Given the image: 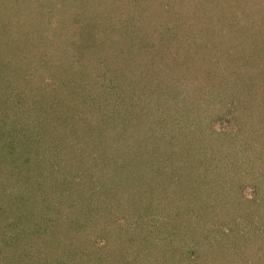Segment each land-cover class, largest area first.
Wrapping results in <instances>:
<instances>
[{
  "label": "rangeland",
  "instance_id": "obj_1",
  "mask_svg": "<svg viewBox=\"0 0 264 264\" xmlns=\"http://www.w3.org/2000/svg\"><path fill=\"white\" fill-rule=\"evenodd\" d=\"M79 1L78 9L84 11L89 3H94L96 0ZM177 1H149L152 3L151 8L156 17L152 20H145L147 16H150L148 15L150 10L146 12L147 10L145 11V8L142 7L147 1L142 3V0H128V5L136 6L133 9L134 17L136 20L142 21L138 23V21L133 20L131 25L127 26V23L129 25L127 20V23L122 27V21L119 22L117 29V31L121 30L119 34L111 31L109 23L104 22L101 31L106 30L105 36L111 39L109 44L112 45L111 48H105L104 51L106 55L112 58L119 53L117 51L123 52V60L119 62H123L121 65L132 62L133 75L140 80L134 84L135 88L141 84V87L135 89L136 96L139 95L140 103L134 109V116L131 114L134 126L147 132L155 129L165 131L169 137L170 132L174 131L176 127L195 122L196 124L191 125L192 132L187 133L189 138L201 134L206 136L210 133L213 139L216 138L213 140L214 144H212L206 159H195L187 155L177 154V156L164 160L166 165L164 173H178L184 177L190 174L195 177L197 171L198 181L206 182V179L211 180L213 178V183L210 185L208 184L210 182L199 184L194 180L193 183H190L194 184V188L189 189L191 193L193 192L192 194L185 193L184 197L181 195L180 197L173 196L178 202H175L172 197L168 198L171 191L169 188L165 190L167 195L162 194L161 199L153 203L154 206H150L151 220L147 222L149 226L146 229L150 230L149 241L154 242V246L144 243V239L140 237L143 231H139L134 221L135 218L128 214L127 209L117 208L120 212L119 220L106 219V216L100 218L97 217L100 214L95 215L93 213L94 220L98 222L96 230L90 227L81 230L83 226L80 225L79 229V221H75L69 225V232L66 230L58 231L77 236L75 240L80 241L79 245L76 247L74 241L71 246V248L76 247L73 248L77 249L75 253L73 251L69 254L67 250L65 251L64 247H67L68 242L61 244L57 250L53 247L54 243L48 242L49 245L43 252L42 249L35 248L34 239L44 235L43 231H46L47 228L54 230L53 227L57 225L52 219L55 217L53 212L48 214L54 222L51 221L50 225V222L46 221V219L48 220L45 217L48 212L46 209H49L50 206L42 204L43 201H41L33 208L30 207L35 216H32L31 219L30 216L29 219L22 218L19 223H14L16 219L13 216L18 211L23 214L28 211L31 212L27 208L29 204L22 209L15 208L14 210V207L19 204L16 196H22L23 192L28 190L33 193L30 196H35L37 189L39 192L38 182H35V179H42L43 165L30 164L29 162L23 164L24 161H21L16 164L14 169L16 173L13 174L10 166H14L13 163L20 161L17 160V155H11L7 158L3 153L4 158L0 153V176L4 179L0 178V212H4L1 213L4 215L0 214L1 219L6 220L4 223L6 226L19 225L14 234L15 238L19 239L9 238L10 232L8 231L7 248H2L4 245L3 237L6 236L0 229V264H59L61 258L63 264L64 261L67 264H76V262L78 264H264V82L262 83V92L253 93L250 87L245 86L239 91L227 92L228 94L222 102L216 99L214 101L216 102L215 106L210 105L208 111L205 107L203 109L202 104L203 96L206 97L212 93L209 88L212 77L234 82L232 81L234 76L238 77V75H244L249 71L246 68L238 70L235 67L240 62L238 60H240L241 54L242 56L247 54L246 60L252 67L259 66V64L264 67L262 57L252 56L256 51L259 55L260 47L264 46V10L247 14L241 0H181V5ZM98 2L100 5L101 0ZM115 2L113 3L114 6H120L124 0H116ZM25 3L27 2H17L11 5V1V4L8 5V1L6 7L2 6L0 9V19L5 16L8 17L4 23L5 19L2 21V25L0 24V48L4 45L9 46L10 41L18 34L16 29H20V26L17 24L23 22L22 19H19L21 9L18 8V5L25 6ZM33 6H36V0H34ZM261 7H264V1H262ZM170 8L172 10L167 11ZM179 9L181 12L183 11L184 16L181 15ZM140 12L143 18H140ZM189 12L195 13V15L192 16L190 22L188 21L189 23H184ZM159 16L171 21L172 25L177 23L175 18L181 17V19L178 18L180 25L181 23L186 25L185 27L180 26V29L175 31H173L175 28L165 30L160 25V21H166V19L161 20ZM88 17L87 12L78 14V26L85 20L88 21ZM189 17L188 15L187 19ZM17 18L19 21H16ZM252 19L260 22V28L257 31H262L261 34H253L252 37L257 40V47L249 45L250 38L240 37L245 34L243 27L249 22H255ZM148 22H154L155 25L150 26ZM192 22L193 25L190 26ZM126 26L129 27V30H126ZM131 27H134L132 33ZM187 28L192 32L188 31ZM156 29H161V34L157 35ZM210 30L211 32L208 33ZM187 31L188 34L192 33L190 37L187 35ZM226 31L231 32L232 36H238L237 40L233 37L234 40L230 45L226 41H220L222 33ZM248 32H252V30L250 29ZM140 36L142 40L139 41ZM160 39L168 47L166 46L162 50L158 49L159 46L154 47L156 45L152 44L153 41L160 44ZM244 39L245 42L240 43ZM81 42L88 44L90 41L84 37ZM247 47H250L249 52L251 54L244 51ZM179 51H181V55H179ZM256 60L259 62L258 64L257 62L251 64ZM9 61L14 63L16 60L9 56L4 64ZM0 65L3 70L0 73V86L9 89V84L4 79L14 77L6 74L11 70L9 66L5 68L3 64ZM15 66L20 68L18 72H21L22 65L15 62ZM263 72L262 69L264 76ZM2 73L6 78L1 75ZM205 78L206 80H204ZM237 80L239 82L241 79L238 78ZM132 81H134L133 78ZM104 84L109 86L111 82L106 79ZM205 85H208L207 90L202 88ZM130 86L132 88L133 84L130 83ZM238 87L241 88L240 84ZM83 91L84 93L90 91L94 93L96 90L86 88ZM10 96L25 100L26 93L14 91L11 92ZM225 101H230L231 106H228ZM15 104L18 105L19 103L16 99L9 100V92L1 88L0 152L3 143L13 140L15 145L18 143V153L22 155L21 151L25 148L20 143L24 140L27 141V139L19 134L23 126L20 123L22 122L20 116L17 117L15 112L11 111ZM22 105L20 104L18 107ZM205 111L207 116L204 115L206 117L204 119L201 114ZM199 116H202V120ZM71 131L73 132L74 129ZM2 132L7 135L1 137ZM82 134V137H87L85 131H82ZM183 135L182 133L181 136ZM175 137L177 136L175 135ZM17 139H19L18 142ZM47 142L46 140V145L49 144ZM102 152L105 153L104 150ZM54 153L56 152L54 151ZM99 156V158H104V155ZM39 157H43V155ZM20 164L24 165L23 167L27 166L29 170L24 171L20 168ZM191 166L195 173H193ZM2 168L6 171L2 172ZM66 182L67 178L62 181V184H67ZM220 182L221 185H219ZM67 186L62 190L54 188V195L65 205L71 207L74 203V196L73 192L70 193L67 189ZM187 186L189 185L184 183L180 190L183 193L188 192ZM21 187L23 189H20ZM175 188H173V192L177 190ZM39 193L42 199L43 190ZM164 196L167 198H163ZM62 209L64 207L60 206L58 212L65 218L66 213ZM55 210L57 211L56 208ZM43 211L46 212L41 216L42 213L40 212ZM83 219L82 223H85L89 219V215ZM86 224L88 225V223ZM114 229L117 232H113ZM54 231L51 233L52 236H56L57 232ZM38 232L39 234H37ZM89 233H91L90 237L98 238H89L87 236ZM93 233H95L94 236H92ZM40 234L42 235L40 236ZM79 237L82 239H78ZM19 243V249L14 248ZM147 253L148 258L145 256Z\"/></svg>",
  "mask_w": 264,
  "mask_h": 264
},
{
  "label": "trees",
  "instance_id": "obj_2",
  "mask_svg": "<svg viewBox=\"0 0 264 264\" xmlns=\"http://www.w3.org/2000/svg\"><path fill=\"white\" fill-rule=\"evenodd\" d=\"M8 1V5L11 4V1V5L17 2H27L28 5H26L27 3H25V6L18 5V8L20 7L21 9L19 19L23 20V22L17 24L20 26V29H16L18 34L10 41L9 46L4 45V47L0 48V64H3L5 68L9 66L11 70L8 73L6 72V74L14 77L6 78L2 73L1 75H4L6 78L4 81L9 84V89L2 86H0V89L2 88L9 92V100L16 99L17 103H19L18 105L23 104L19 107L15 104L11 111L15 112L17 117L20 116L22 120L20 123L23 126L19 134L22 135L21 137L26 138L27 141L24 140L20 143L25 148V150L21 151L22 155L18 153V143L15 145L13 140L3 143L0 153L2 156L5 153L7 158L11 155H17V160L20 161L13 163V165L15 164L14 166H10L12 167L13 174L16 173L14 171L16 164H19L21 161H24L23 164L29 162L30 164L43 165L42 179H35V182H38L39 192L43 190L44 196L41 199L40 193L37 191L38 189L35 190L37 193H35V196H30L33 194L30 190L24 191L22 196H16L19 204L17 207H14V210L15 208L22 209L27 204H29L27 208L30 209V207L33 208L36 204L43 201L42 204L50 206L49 209L45 207L46 211H48L45 215L48 218L46 221L50 222L51 225L52 220L48 213L53 212L55 217L52 219L57 223L53 227L55 231L47 228L46 231H43L44 235L40 234V236L42 235L41 237L34 239L35 248L42 249L41 251L44 252L46 246L49 245L48 242H52L54 243L53 247L57 250L59 246L61 247V244L63 245L68 242L67 247H64L65 251L67 250L69 254L73 251L75 253L77 249L73 248H76L80 243V241L75 240L77 236H73L72 233L65 234L58 231H68L69 225L75 221H79V229L80 225L81 227L83 226L81 230H85L86 227L96 230L98 222L94 220L93 213L95 215L100 214L97 215L100 218L106 216V219L119 220L120 212L117 208L127 209L128 214L135 218L134 221L139 231H143L140 237L144 239V243L154 246V242L149 241L150 230L146 229L149 226L147 222L151 220L150 216L152 212L150 206H154L153 203L160 200L162 194L167 195V191L165 190L169 188H171V191L168 198L172 197L173 199L175 195L184 197L185 193L188 195L192 194L193 192L191 193L189 189L194 188V184H190L194 180L199 184L210 182L208 183L209 185L214 180L212 178L211 180L206 179V182L198 181L197 171L195 173L192 166L191 168L193 173H195V177L190 174L184 177L178 173H164L166 166L164 160L169 157L172 158L175 155L177 156V154L187 155L195 159H206L209 156L212 144H214L213 140H216V138L213 139L211 133L206 136L201 134L200 136L189 138L187 133L192 132L191 125L193 123L196 124L195 122H189L184 126L176 127L174 131L170 132L169 137L165 131L155 129L154 131L147 132L134 126L131 114L134 116V109L140 103L138 99L139 95L138 97L136 96L137 92L135 89L141 87V84H139L135 88L134 84L137 80L139 82L140 80L133 75L132 62H126L125 65H121L123 62H119L123 60V52L116 50L119 53L113 56V58L105 54L104 49L112 47L109 44L111 39L105 36L107 34L106 30L101 31L102 24L107 22L109 23L110 30L115 34H119L121 31L120 28V31H117L119 22L122 21V27L127 23V20L129 21V25L127 23V26H130L132 21L136 20L133 14V9L136 6L128 5V0H124L120 6L113 5L116 0H101L100 5L99 0H96L94 3H89L84 11L78 9L79 0H36V6H33L34 0H0V9H2V6L6 7ZM145 1L147 2L145 3ZM149 1L151 2V0ZM149 1L142 0V3H145L142 6L145 8L144 10H147L146 12L150 10L148 12L150 16H147L145 20H152L156 17L151 8L152 3ZM178 1L181 5V0ZM262 1L264 0H241V3H244V11L250 14L251 12L255 13L264 10V7L260 8ZM253 3L254 6H252ZM170 10L172 8L167 11ZM86 12L89 20H85L84 23L78 26V14ZM179 12L181 15H185L183 11L181 12V9H179ZM188 15L190 16L189 19H187ZM188 15L185 17L184 23L190 22L195 13L189 12ZM159 17L161 20L166 19L162 16ZM7 18V16L1 18L0 24L2 25ZM140 18H143L141 12ZM178 18L181 19V17ZM178 18H175L177 23L174 25L167 19L166 21H160V25L165 30L175 28L173 31L180 29V26L185 27L186 24L181 23L180 25ZM16 21H19L18 18ZM140 21L142 20L139 19L138 23ZM148 24L150 26L155 25L154 22H148ZM259 24L260 22L258 23L257 21L253 23L249 22L243 27L245 34L240 37L245 36L250 38L248 43L251 47H257V40H254L252 37L253 34H261L262 31H257L260 28ZM191 25H193V22L192 24L190 23ZM241 25L243 26V23ZM127 26L125 28L129 30ZM132 28L134 27L130 28L131 33L134 32ZM191 29L193 30L194 28ZM250 29L252 32H248ZM187 30L191 31L188 28ZM188 31L186 33L190 37L192 33L188 34ZM161 32V29H156L155 31L157 35L161 34ZM84 37L89 39L90 42L88 44L81 42ZM233 37L235 40L238 39L237 35L232 36L231 32L226 31L222 33L220 41H226L230 45L234 40ZM140 40H142L141 36L139 37ZM160 41V44H156L157 41H153L152 44L156 45L154 47L159 46L158 49L161 50L166 46L168 47L163 40L160 39ZM242 42H245V39L240 43ZM80 46L81 49L79 50ZM249 48H245L244 51L250 53ZM263 48L264 46L260 47L259 55L256 51L252 56H260L264 60ZM179 53V55L182 54L181 51ZM9 56L11 59H15L17 64L22 65L21 72H18L20 68H17L19 65L15 66V62L11 63L9 61L4 64ZM245 56L240 55V60L238 61L241 63H237L235 67L238 70L246 68L249 71L244 73V75L234 76V80L231 79L234 82L216 79L211 76L212 81L209 88L212 93H209V96H203V109L206 108L208 111L210 105L212 107L215 106L216 102L214 101L216 99L222 102L226 98L227 92H231L232 90L239 91V89L245 86L247 88L250 87L253 93L257 91L262 92V83L264 82L262 69L264 71V67L261 64L252 67L248 60H246L248 57ZM256 62L257 60L251 64H255ZM251 68L253 70H250ZM1 72L3 70L0 65ZM132 78L134 81H132ZM238 78L241 79L240 83L237 80ZM106 79L111 82V85L106 86L104 84ZM130 83L133 84L132 88ZM237 83L240 84L241 88L238 87L239 84L237 85ZM13 86L14 88H12ZM86 88H93L96 91L94 93L92 91L84 93L83 90ZM202 88L207 90L208 85ZM14 91L26 93L25 100L11 97V92ZM227 104L231 106L230 104L232 103L229 101ZM205 114L206 111L201 114L204 119L207 116ZM199 118L202 120V116H199ZM71 129H74V131L72 132ZM82 131H85L87 137H82ZM5 132L1 133V137L7 135ZM182 133L184 134L183 136H181ZM218 134L220 135V133ZM19 139H17V142ZM46 140L49 142L47 145L45 143ZM67 141L69 142L67 143ZM103 150L105 153L102 152ZM57 153L60 154L55 155ZM41 155L43 157H39ZM99 155H104V158H99ZM23 157L27 158L24 160ZM23 166L20 164L21 169L24 171L29 170L26 165V167ZM194 167L196 168V166ZM4 171L6 169L2 168V172ZM182 171H184V168H182ZM0 178L4 180L2 176ZM66 178L67 184H62V181ZM19 183H21V180H19ZM184 183L189 186L186 187L188 192L183 193L180 188ZM66 185H68L67 189L70 193L73 192L74 196V203L71 207L65 205L54 195V188L62 190L66 188ZM219 185H221V182ZM173 188L177 190L173 192ZM20 189H23V187ZM160 189L162 191H159ZM163 198L166 199L167 197L164 196ZM173 200L178 202L176 198ZM56 204L60 205L57 206ZM95 204L97 205L95 206ZM60 206L64 207L62 211L66 213L65 216L63 215L65 218L58 212ZM46 211L40 212L42 213L41 216ZM1 215L0 229H2L3 235L6 236L3 237L4 245L2 248H7L6 241L9 238L19 239L14 236L15 231H17L16 228L19 225L12 224V227L4 225L6 220H2ZM87 215H89L88 221L86 220L85 223H82L83 218ZM13 216L16 219L14 223H19L22 221V218L29 219L30 216L31 219L35 215L33 214V210H31V212L28 211L25 214L18 211ZM8 231L10 232L9 238L7 236ZM53 231L57 232L56 236H52L51 233ZM112 231L117 232L116 229ZM21 233L23 234V232ZM90 234L87 235L89 238H98L90 237ZM48 235L50 236L49 238ZM94 235L95 233L92 234V236ZM78 239L82 238L79 237ZM73 242L76 247L71 248ZM19 247L20 243L14 248L19 249ZM145 256L148 258V253ZM59 264H63L62 258ZM64 264L67 263L64 261ZM76 264L78 263L76 262Z\"/></svg>",
  "mask_w": 264,
  "mask_h": 264
}]
</instances>
